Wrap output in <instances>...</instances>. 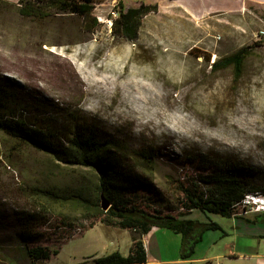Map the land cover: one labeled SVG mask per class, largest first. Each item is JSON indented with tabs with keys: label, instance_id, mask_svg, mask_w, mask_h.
Wrapping results in <instances>:
<instances>
[{
	"label": "rangeland",
	"instance_id": "374dc122",
	"mask_svg": "<svg viewBox=\"0 0 264 264\" xmlns=\"http://www.w3.org/2000/svg\"><path fill=\"white\" fill-rule=\"evenodd\" d=\"M120 1L125 7L144 2L95 0L99 26L92 32L82 16H25L21 0H0V79L14 86L25 117L69 124L74 113L134 156L149 149L154 162L145 174L153 188L139 189L132 199L151 212L220 225L204 231L190 264H264L261 212L238 204L233 216L243 220L235 229L229 217L182 207L183 187L200 189L215 163L245 164L264 185V5L193 15L175 0H159L130 41L113 30ZM244 46L251 54L239 72L212 68ZM86 176L70 175L45 153L0 132V264H32L26 246L59 249L38 264H88L115 251L130 253V229L56 206L45 211L33 198L35 186L78 184ZM25 233L30 238L21 237ZM143 239L161 260L180 256L182 234L154 227Z\"/></svg>",
	"mask_w": 264,
	"mask_h": 264
},
{
	"label": "trees",
	"instance_id": "16d2710c",
	"mask_svg": "<svg viewBox=\"0 0 264 264\" xmlns=\"http://www.w3.org/2000/svg\"><path fill=\"white\" fill-rule=\"evenodd\" d=\"M94 9L95 0H21L19 11L25 16L39 18L52 12L79 15L84 17L87 29L94 32L99 26ZM157 10L158 4L142 2L139 6L125 7L120 1L113 30L135 41L143 17ZM251 48L244 46L236 53L216 60L212 68L218 71L234 66L239 72L251 54ZM13 89L11 83L0 79V132L45 153L58 168L70 175L72 172L81 175L84 171L90 174L78 184L58 182L35 186L34 200H38L45 211L56 206L80 214L85 220L100 219L106 226L130 229L134 233L127 256L115 251L88 264L146 263L148 256L143 237L154 227L182 234L180 258L193 259L204 231L220 229L215 221L201 223L197 219L162 211L151 212L132 199L130 194L139 189L153 188V182L145 174L153 168L154 162L149 149L143 148L134 156L122 141L102 137L93 124L80 120L74 113L67 117L69 124H61L58 118L25 117L23 113L27 110L18 106ZM254 175L251 167L239 162L215 163L212 171L199 180L202 182L200 189L183 187L186 199L182 207L230 218L235 207L244 202L247 195L264 194V185L257 184ZM102 196L111 202L107 211L102 208ZM21 237L30 238V235L25 233ZM26 247L34 264L59 253V249L43 245Z\"/></svg>",
	"mask_w": 264,
	"mask_h": 264
},
{
	"label": "crops",
	"instance_id": "0c3cea01",
	"mask_svg": "<svg viewBox=\"0 0 264 264\" xmlns=\"http://www.w3.org/2000/svg\"><path fill=\"white\" fill-rule=\"evenodd\" d=\"M145 3L153 4L157 3L159 0H143ZM176 4L183 7L187 13L198 15V14H212V13H231L240 11L243 7L250 4L264 5V0H175ZM160 5V3L158 4ZM258 216L264 215L263 212L257 214ZM233 220V228L238 229V219L235 215L230 217ZM194 219V218H193ZM246 222L252 223L255 220L244 218ZM243 220V219H242ZM236 221V225L234 224ZM220 226V225H219ZM144 241V239H143ZM145 244V241H144ZM146 250L147 246L145 245ZM148 261L147 264H190L195 261L193 259H181L180 256L173 260H161L156 254H152L147 251ZM218 257V256H217ZM32 264H34L32 262Z\"/></svg>",
	"mask_w": 264,
	"mask_h": 264
},
{
	"label": "built area",
	"instance_id": "2783aa9c",
	"mask_svg": "<svg viewBox=\"0 0 264 264\" xmlns=\"http://www.w3.org/2000/svg\"><path fill=\"white\" fill-rule=\"evenodd\" d=\"M245 206H249L246 212H264V194H250L244 200ZM143 264H147L143 263ZM160 264V263H159Z\"/></svg>",
	"mask_w": 264,
	"mask_h": 264
},
{
	"label": "water",
	"instance_id": "95a60500",
	"mask_svg": "<svg viewBox=\"0 0 264 264\" xmlns=\"http://www.w3.org/2000/svg\"><path fill=\"white\" fill-rule=\"evenodd\" d=\"M110 207H111V202L108 199H106L104 196H102V208L107 211Z\"/></svg>",
	"mask_w": 264,
	"mask_h": 264
}]
</instances>
